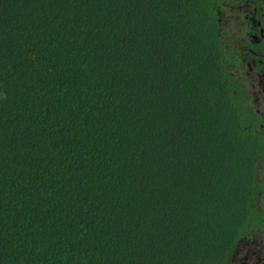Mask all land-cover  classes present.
Wrapping results in <instances>:
<instances>
[{"label": "trees", "instance_id": "16d2710c", "mask_svg": "<svg viewBox=\"0 0 264 264\" xmlns=\"http://www.w3.org/2000/svg\"><path fill=\"white\" fill-rule=\"evenodd\" d=\"M261 29L264 0H0V264H236Z\"/></svg>", "mask_w": 264, "mask_h": 264}, {"label": "flooded vegetation", "instance_id": "af4514ba", "mask_svg": "<svg viewBox=\"0 0 264 264\" xmlns=\"http://www.w3.org/2000/svg\"><path fill=\"white\" fill-rule=\"evenodd\" d=\"M260 32L264 37V29ZM254 38H257V32L254 33ZM262 114L264 120V113ZM258 234L240 240L237 246V257L233 259L236 264H264V233Z\"/></svg>", "mask_w": 264, "mask_h": 264}, {"label": "rangeland", "instance_id": "374dc122", "mask_svg": "<svg viewBox=\"0 0 264 264\" xmlns=\"http://www.w3.org/2000/svg\"><path fill=\"white\" fill-rule=\"evenodd\" d=\"M228 8H230V7H228ZM227 11L230 12L231 9H229V10H227ZM233 13H234V12H233ZM230 14H231V13H230ZM230 14L227 15V16H228V20H229V19H232V21L237 22V21H238L237 18L233 17L232 14H231V15H230ZM236 25H237L236 29L239 30V29H240V27H239L240 23L238 22ZM250 85H251V88H253V87L256 85V79H255V78H251V79H250ZM260 97H262V96L260 95ZM260 97H259V98H260ZM259 100H260V99H259ZM259 100H257V103L259 102ZM258 107H259L260 109H262V111L264 112V107H263L262 104H259ZM241 250H242V246H241Z\"/></svg>", "mask_w": 264, "mask_h": 264}]
</instances>
